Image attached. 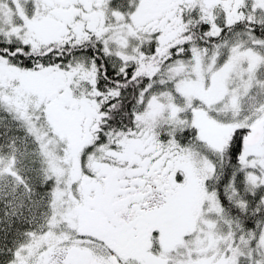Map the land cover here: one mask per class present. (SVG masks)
I'll return each instance as SVG.
<instances>
[{
  "label": "snow or ice",
  "instance_id": "1",
  "mask_svg": "<svg viewBox=\"0 0 264 264\" xmlns=\"http://www.w3.org/2000/svg\"><path fill=\"white\" fill-rule=\"evenodd\" d=\"M0 264H264V0H0Z\"/></svg>",
  "mask_w": 264,
  "mask_h": 264
}]
</instances>
